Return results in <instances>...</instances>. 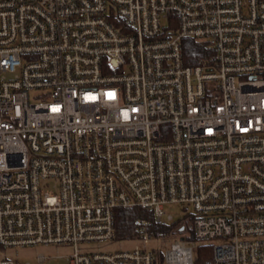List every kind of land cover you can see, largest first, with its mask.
<instances>
[{"label": "built area", "instance_id": "built-area-1", "mask_svg": "<svg viewBox=\"0 0 264 264\" xmlns=\"http://www.w3.org/2000/svg\"><path fill=\"white\" fill-rule=\"evenodd\" d=\"M169 203V236L141 219L134 248H81L116 240V209L161 223ZM43 244L73 246L62 264H195L199 245L264 264V0H0V251Z\"/></svg>", "mask_w": 264, "mask_h": 264}, {"label": "trees", "instance_id": "trees-1", "mask_svg": "<svg viewBox=\"0 0 264 264\" xmlns=\"http://www.w3.org/2000/svg\"><path fill=\"white\" fill-rule=\"evenodd\" d=\"M183 50L185 52V63L188 65L201 63L208 53L202 42L191 37L184 39ZM115 211L116 226L114 239L118 241L134 239L138 234V224H136V221L141 219H147L157 235L163 234L169 236L181 227V223L175 220L170 223H158L153 212L144 208H118ZM188 224L187 226L189 227ZM190 238H194L191 232ZM196 250L197 257L195 264H211L212 249L209 245H199Z\"/></svg>", "mask_w": 264, "mask_h": 264}, {"label": "rangeland", "instance_id": "rangeland-1", "mask_svg": "<svg viewBox=\"0 0 264 264\" xmlns=\"http://www.w3.org/2000/svg\"><path fill=\"white\" fill-rule=\"evenodd\" d=\"M164 222H166V216L171 214L175 221H178L186 215V209L180 204H168L164 206ZM178 235L170 236V238L163 240L162 242H152L151 247H158L159 244L169 245L170 242L179 238ZM139 243L135 241H118L114 240L110 243H100V244H85L81 245L82 249L86 247L100 249V250H128L138 246ZM73 251V246L71 245H37L29 248H15L8 249L5 251H0V254H5L8 258L13 259L17 263L21 264H62L65 259L62 256H67ZM44 254L48 259L44 260L43 263H39L38 256Z\"/></svg>", "mask_w": 264, "mask_h": 264}, {"label": "water", "instance_id": "water-1", "mask_svg": "<svg viewBox=\"0 0 264 264\" xmlns=\"http://www.w3.org/2000/svg\"><path fill=\"white\" fill-rule=\"evenodd\" d=\"M181 231H184V230H181Z\"/></svg>", "mask_w": 264, "mask_h": 264}]
</instances>
